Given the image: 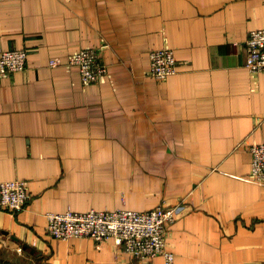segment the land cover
<instances>
[{"label": "crops", "instance_id": "0c3cea01", "mask_svg": "<svg viewBox=\"0 0 264 264\" xmlns=\"http://www.w3.org/2000/svg\"><path fill=\"white\" fill-rule=\"evenodd\" d=\"M258 28L264 0H1L0 52L28 63L0 76V183L25 180L31 198L0 206V236L34 264H165L114 238H53L48 215L177 206L176 264H264V185L248 176L264 143V72L246 66ZM86 47L110 76L83 86L65 64ZM163 47L178 71L158 81Z\"/></svg>", "mask_w": 264, "mask_h": 264}, {"label": "built area", "instance_id": "2783aa9c", "mask_svg": "<svg viewBox=\"0 0 264 264\" xmlns=\"http://www.w3.org/2000/svg\"><path fill=\"white\" fill-rule=\"evenodd\" d=\"M1 1V0H0ZM246 66L251 73L264 72V28L252 30L246 41ZM28 50L0 52V76L6 77L27 68ZM150 74L158 81L166 80L178 71L174 49L163 47L150 52ZM51 67L60 65L51 60ZM65 66L78 68L83 86L108 79L110 74L102 62L101 51L86 47L72 53ZM252 155L249 178L264 185V143L250 147ZM31 198L28 182L15 179L0 183V206L10 212L25 208ZM177 206H159L149 211L96 210L67 211L49 214L47 233L56 239L92 238L97 242L114 238L124 252L143 261L163 256L165 264H176L175 255L167 249L166 236L176 221Z\"/></svg>", "mask_w": 264, "mask_h": 264}, {"label": "rangeland", "instance_id": "374dc122", "mask_svg": "<svg viewBox=\"0 0 264 264\" xmlns=\"http://www.w3.org/2000/svg\"><path fill=\"white\" fill-rule=\"evenodd\" d=\"M0 257L5 259H10L15 264H34L32 261H26L29 259V252L24 251L21 247L17 246L15 243H12L10 239L0 236ZM6 241V245L2 247L1 245L4 244V240ZM2 247V248H1ZM22 262V263H21Z\"/></svg>", "mask_w": 264, "mask_h": 264}, {"label": "water", "instance_id": "95a60500", "mask_svg": "<svg viewBox=\"0 0 264 264\" xmlns=\"http://www.w3.org/2000/svg\"><path fill=\"white\" fill-rule=\"evenodd\" d=\"M15 239V238H14ZM16 240V239H15ZM24 248L26 249V248H29L27 245L26 246H24Z\"/></svg>", "mask_w": 264, "mask_h": 264}]
</instances>
